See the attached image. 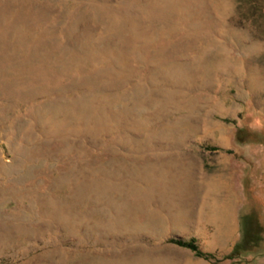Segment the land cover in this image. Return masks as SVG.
I'll use <instances>...</instances> for the list:
<instances>
[{
    "label": "rangeland",
    "instance_id": "1",
    "mask_svg": "<svg viewBox=\"0 0 264 264\" xmlns=\"http://www.w3.org/2000/svg\"><path fill=\"white\" fill-rule=\"evenodd\" d=\"M0 264H264V0H0Z\"/></svg>",
    "mask_w": 264,
    "mask_h": 264
},
{
    "label": "trees",
    "instance_id": "2",
    "mask_svg": "<svg viewBox=\"0 0 264 264\" xmlns=\"http://www.w3.org/2000/svg\"><path fill=\"white\" fill-rule=\"evenodd\" d=\"M258 242L260 241V238L256 236ZM256 240V241H257ZM246 241V239H245ZM241 242V243H235L234 246L231 249V252L228 255V258H233L234 256L238 254H244L245 252L249 251V244ZM170 243H174L178 246L184 247L189 249L191 252L194 253V255L201 257L203 254L199 251L198 247L195 245L194 240H189V241H181V240H169ZM256 243V242H255ZM254 243V244H255ZM257 244V243H256ZM255 244V245H256Z\"/></svg>",
    "mask_w": 264,
    "mask_h": 264
}]
</instances>
